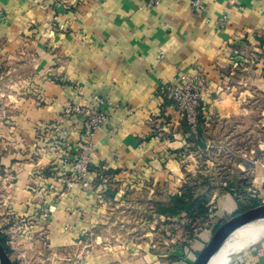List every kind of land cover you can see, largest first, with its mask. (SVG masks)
<instances>
[{"label": "crops", "instance_id": "0c3cea01", "mask_svg": "<svg viewBox=\"0 0 264 264\" xmlns=\"http://www.w3.org/2000/svg\"><path fill=\"white\" fill-rule=\"evenodd\" d=\"M147 3L0 0L2 77L16 79L14 85H4L13 98L0 102V141L15 143L2 153L12 159L16 174L11 198L30 220L40 221L41 210L53 205L48 229L57 245L79 246L93 237L106 206L104 195L80 188L50 201L49 186L65 152L59 147L64 141L75 142L83 131L81 120L62 115L70 102L102 96L121 105L95 137L91 168L105 167L118 187L128 185L137 192L155 186L181 188L176 172L183 167L185 123L170 101L158 97L162 83L204 75L208 90L201 105L210 119L218 115L228 123L259 125L262 113L257 110L264 106V57L259 54L264 0ZM253 55L256 61L251 63ZM247 93L255 100L248 101ZM202 136L201 127L199 147L191 141L196 149L205 146ZM219 225L216 220L214 229ZM202 231L195 232L190 247L181 249L186 263L191 264L214 235ZM253 251L264 255L263 247ZM115 259L114 264L135 263L119 255Z\"/></svg>", "mask_w": 264, "mask_h": 264}, {"label": "rangeland", "instance_id": "374dc122", "mask_svg": "<svg viewBox=\"0 0 264 264\" xmlns=\"http://www.w3.org/2000/svg\"><path fill=\"white\" fill-rule=\"evenodd\" d=\"M0 66V102H4L14 96L5 91L4 85H14L16 79L12 75L3 78L4 67ZM246 96L248 101L255 100L253 93ZM259 109L263 117L258 119L259 125L231 124L218 115L203 120L205 146L201 143L199 150L192 149V155L187 153L182 158V170L176 172L181 188L129 190L123 197L118 196V189L105 194L99 231L79 246L57 245L48 229L49 222L22 217L17 201L11 198L10 185L16 176L9 163L12 159L2 156L4 149L12 150L15 143L5 145L0 141V236L13 263L79 264L87 260L114 264L119 255L134 264H190L183 251L191 246L195 232L206 228L207 218L196 220L183 213L160 218V209L170 207L173 192L178 191L186 200L204 203L208 215L212 210L214 222L220 223L218 229L235 215L264 205V106ZM132 198L134 202H130ZM215 232L212 229L211 233ZM259 247L264 248V238L230 264H264V255H254L253 249Z\"/></svg>", "mask_w": 264, "mask_h": 264}, {"label": "built area", "instance_id": "2783aa9c", "mask_svg": "<svg viewBox=\"0 0 264 264\" xmlns=\"http://www.w3.org/2000/svg\"><path fill=\"white\" fill-rule=\"evenodd\" d=\"M160 0H148L149 7L158 5ZM264 57V45L259 53ZM256 57L252 56L253 63ZM1 65V62H0ZM1 67V66H0ZM208 90L207 79L204 75H191L183 78L181 82L162 83L157 89V95L162 102L170 101L179 118L185 123V133L181 137L182 158L187 153H191L193 146L200 137V129L202 119L208 121L209 115L204 107H202V99L204 93ZM120 104L114 103L108 98L102 96H94L85 103L70 102L63 110L66 118H74L82 121L83 131L81 137L73 143L63 142L65 152L59 158V167L54 177V182L50 184V201L53 202L57 196H64L65 192L80 188L84 191H90L96 194L105 195L116 188L119 190V197L126 195L131 187L122 185L118 187L113 175L108 174L105 167L93 165V155L95 154V137L102 126L112 119V112L118 110ZM177 140V136H175ZM193 141V143L191 142ZM199 149H196V151ZM44 152V151H43ZM93 174L95 177L93 178ZM147 190V189H146ZM48 204V203H47ZM46 204V205H47ZM53 213V205L41 210L42 222H49ZM183 216H186L185 214ZM216 215L210 210V214L205 220L203 231L211 233L214 230V219ZM164 218V217H160ZM83 241L79 242V245Z\"/></svg>", "mask_w": 264, "mask_h": 264}, {"label": "water", "instance_id": "95a60500", "mask_svg": "<svg viewBox=\"0 0 264 264\" xmlns=\"http://www.w3.org/2000/svg\"><path fill=\"white\" fill-rule=\"evenodd\" d=\"M264 219V205L257 206L237 214L223 223L215 232L209 243L199 253L194 264H209L220 245L242 227ZM0 264H14L4 245L0 242Z\"/></svg>", "mask_w": 264, "mask_h": 264}, {"label": "bare ground", "instance_id": "6f19581e", "mask_svg": "<svg viewBox=\"0 0 264 264\" xmlns=\"http://www.w3.org/2000/svg\"><path fill=\"white\" fill-rule=\"evenodd\" d=\"M264 238V219L250 223L229 236L209 264H230L232 260Z\"/></svg>", "mask_w": 264, "mask_h": 264}, {"label": "trees", "instance_id": "16d2710c", "mask_svg": "<svg viewBox=\"0 0 264 264\" xmlns=\"http://www.w3.org/2000/svg\"><path fill=\"white\" fill-rule=\"evenodd\" d=\"M200 133H201V129H200ZM107 194L109 195V192ZM173 198H174V201L172 202L170 207H165V208L160 209V215L162 217L167 218V217H172V216L183 213L187 217H191L193 219L195 218L196 220L199 217L202 219L207 218L208 210H207V207L204 205V203L195 201L193 199L186 200L184 197H182L181 193L174 195ZM217 227L213 230V232L217 230ZM0 242L4 245V247L7 250V247L2 241L1 236H0Z\"/></svg>", "mask_w": 264, "mask_h": 264}]
</instances>
